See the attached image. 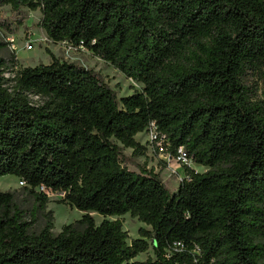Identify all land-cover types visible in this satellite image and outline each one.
Masks as SVG:
<instances>
[{"label":"trees","instance_id":"trees-1","mask_svg":"<svg viewBox=\"0 0 264 264\" xmlns=\"http://www.w3.org/2000/svg\"><path fill=\"white\" fill-rule=\"evenodd\" d=\"M4 5L18 24L24 8L39 9L49 39L91 51L143 88L118 97L77 62L14 69L0 56V176L18 177L45 219L33 230L36 213L0 190V264H264V0ZM153 122L171 157L182 147L207 168L182 165L175 191L154 168L127 166L123 149L145 155L136 135ZM48 192L82 217L55 232ZM127 213L149 226L139 237L124 229Z\"/></svg>","mask_w":264,"mask_h":264},{"label":"rangeland","instance_id":"rangeland-1","mask_svg":"<svg viewBox=\"0 0 264 264\" xmlns=\"http://www.w3.org/2000/svg\"><path fill=\"white\" fill-rule=\"evenodd\" d=\"M25 19L22 24H18L16 14L10 5L0 7V21L8 20L13 23V30L9 31L6 27L0 26V56L10 60L14 64L12 68L35 66L40 63H51L53 59L77 62L87 68H91L98 72L104 81L113 88L118 97L132 94L140 91L143 84L133 79L127 78L121 71L116 69L109 62L104 61L100 57L93 54L85 48H75L67 42H54L46 35L45 30L40 26L42 18L41 11L23 9ZM6 76H12L10 72ZM259 88L258 93L261 95L264 91V81L256 78ZM34 101L38 100L37 96H31ZM137 141L147 147L146 154L142 156H133L132 148H124L123 153L127 158V166L130 170L139 172L140 166L146 165L148 169L154 168L159 173L166 186L175 191L182 178H184V169L177 161H165V153L157 150L151 142L150 135L142 132L136 135ZM196 171L203 172L207 168L201 165H195ZM176 170V171H174ZM24 183L15 175L0 176V190L15 193V203L19 205L26 213L35 212L36 222L33 230L38 231L45 224L43 213L40 209H36L34 197L24 188ZM49 202L47 209L53 213L54 231L59 232L65 224H70L79 220L84 212L73 208L67 204L60 203L63 198L61 193L48 194ZM97 223L103 220V216L92 212ZM117 217H111L114 219ZM123 222V227L128 231L131 238L139 237V228L147 227L137 217L131 216L130 213L119 216ZM152 252L150 251L149 254ZM147 254L139 255L138 259H145Z\"/></svg>","mask_w":264,"mask_h":264},{"label":"built area","instance_id":"built-area-1","mask_svg":"<svg viewBox=\"0 0 264 264\" xmlns=\"http://www.w3.org/2000/svg\"><path fill=\"white\" fill-rule=\"evenodd\" d=\"M151 138V142L153 143V146L157 148L159 151H163L165 153V161L167 162H172V161H177L179 164L182 165H187V166H193L192 160L187 156L185 150L180 147L178 149V156L173 158L171 155L167 152L166 146L168 144V138L166 134H161L153 122L151 124V127L146 131ZM176 171V170H174ZM42 190H46L43 186L41 187ZM48 194H50L48 192Z\"/></svg>","mask_w":264,"mask_h":264},{"label":"bare ground","instance_id":"bare-ground-1","mask_svg":"<svg viewBox=\"0 0 264 264\" xmlns=\"http://www.w3.org/2000/svg\"><path fill=\"white\" fill-rule=\"evenodd\" d=\"M19 179V178H18Z\"/></svg>","mask_w":264,"mask_h":264}]
</instances>
